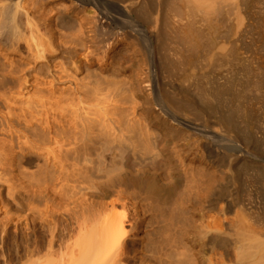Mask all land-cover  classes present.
Wrapping results in <instances>:
<instances>
[{
	"label": "rangeland",
	"instance_id": "rangeland-1",
	"mask_svg": "<svg viewBox=\"0 0 264 264\" xmlns=\"http://www.w3.org/2000/svg\"><path fill=\"white\" fill-rule=\"evenodd\" d=\"M145 1L146 0H143L144 3H141V6L144 9H152V6L154 7L152 9L154 12L151 11V13H153L152 17H148L149 19H146L147 16L142 14V11L144 10H141L143 9L141 6V12L140 10L139 12L135 10V13H132L131 16L137 23L136 25H139V27L142 28V31L145 30L148 32H145L144 34L140 32L143 35L134 34V36L130 35L131 37H120L118 39L119 42L116 39V47L108 56L109 59L107 66L100 69V63H94V65L85 69L80 74L79 79L80 77L82 79L80 80L81 87L83 88L84 86V93H89H86L87 99L85 100L90 101V96L91 99L96 100V97H92L91 92L93 90V93H97L99 90L97 87L100 88L101 86L102 90H104L103 88H106L107 91L110 89V91L106 93V90H104V93L107 95L111 93L109 100H115L113 104L118 102L122 107L120 111H117V116H122L123 119L126 120V126L131 124L132 128H134L132 138L136 142L137 151L140 153L137 156H140V159L141 156L142 158L143 156H145V158H147V156L153 158V156L157 153L156 141L159 135L158 131L153 130L151 132L152 136L150 138L147 137V129L144 125H142L145 115H143L144 113H142L141 110L138 112V115L134 120H129L132 117V107L135 104H138V107L142 110L143 108L150 107L154 115L161 117V113L155 108L157 104H160L158 103V100H155L158 99L156 97V90L158 88L160 94L165 100L169 101L172 99L171 101L176 104V108H174V110L179 113L180 117L184 118L182 115H186L195 125H207L206 127L212 128L214 131L216 130V132L220 131V133H227L230 138L237 141V146L235 148L231 147L229 142H225L224 144L226 146V150H221V148L216 144H212L211 142L209 143V146H212L211 149L213 150V153L219 160L224 159V161H226L228 159V155L234 154L236 162L232 170L225 169L224 173L217 172L214 168L216 166L211 163L206 150L200 146V141L189 138L191 135L189 131L182 127H177L171 122L170 128L171 130L173 129L174 132L173 142L174 153L176 154L175 161L181 166L180 169L187 172L190 186L176 195V201L173 203L172 207L167 210L163 209V206L160 205V203L156 201L153 196L146 193L148 191L145 192V190H147L145 185L147 182L145 181L143 182L144 188L142 186L144 190L141 188V191L131 185L128 186H131L129 189L127 186H114L115 188L113 187V189H111L114 192H112L111 199L112 197L114 198V201H112L113 203L116 201L114 205L115 207H113V205L108 206L105 211L106 216L109 212L110 215L116 216L117 220H125L124 224L126 231L131 232V230L135 227L136 229L134 232L130 233L129 236H127L126 240L128 243L126 245L112 246L114 247L113 251L111 249L113 253L112 255L114 260L118 256L120 261L122 260L121 264H243L244 260L241 257L246 251L248 245H240V242L237 240L238 236L242 233V231L244 233V230L249 224L251 225L252 234L255 239H260L258 241H261L264 237V0H242V3H244L240 4L242 7L240 5H236L233 0H229L228 3L224 4V7H226V5L227 7L223 12L227 13L228 10V13L230 12L229 15L226 13L224 15L227 17L229 16L230 19L229 21V17L226 20L224 19V25L223 22H221L223 26L222 29L220 27L221 25L218 27L219 33L221 31L223 34L220 33L222 37L218 39V44H214L216 49L212 52V54L210 52L207 53L206 50L205 52L204 50L202 51L203 55L200 54L202 52H199L198 55L200 54L201 57L188 51L185 52L186 54L189 53L191 55L189 56V54H187V56L184 53V57L187 56V59L193 57L195 62L198 61L197 63L191 65V67H188L187 64L183 63L186 58H182L181 56V58H179V56L176 55L177 51L175 52V49H181V42L179 41L178 36L176 37L178 33L171 34L172 31L175 32V29L173 30L171 27L175 28L178 23H174L175 25L172 24L174 25L170 27L172 31L169 29V26L174 21L173 19H175V13L172 11L176 5L174 0H170V2L172 1L171 3H175L174 6L173 4L170 6L171 3H166H169V0ZM147 2L152 6L148 7L149 4H147ZM121 3L122 2L120 0H102L101 5L105 10L108 9L107 11L110 14L118 17L119 20L123 19V21H125L123 16L122 18L117 15L118 13L115 8V6L120 5ZM131 4V1L122 3L124 6H131ZM167 7H171L169 8V11L172 13L167 12L169 16L166 12V15L163 14V11L166 9V11H168ZM170 15H173V18L168 20V18H171ZM153 16L155 18H153ZM164 16L168 17L164 18ZM157 18L159 20L157 25H160L156 29V22L154 21V23H152V20H156ZM165 19L166 21L168 20L167 22H170V24H167V27H163L166 26L163 24L166 22ZM115 26L116 25H114V27ZM118 26L122 27V24H117L116 27L119 29L120 27ZM177 26L176 30H178ZM140 28H137V30L140 31ZM159 28H161V31ZM162 28H168L167 30L170 33H167V30H162ZM208 28L209 32H207V34L210 36H207V42L211 36L214 38V34L211 33L212 29L210 25ZM165 33L168 34L169 37ZM220 34H218V37H220ZM149 35L152 36V43L157 48L155 49L153 56H150V53L144 47V42L147 39L144 37ZM163 37L165 40H163ZM212 38L210 40L214 41L215 38L213 40ZM164 43H167V45L165 44L167 46L166 50ZM161 44L165 46V48ZM141 46L143 48H141ZM168 47H170V49ZM8 57L11 58V62L14 60L13 62H15V66L13 68L8 67L9 65L6 61L4 59H0V93L4 92L2 94L6 93L12 97L14 95L15 101H18L16 103L20 111L21 108H27L30 106L27 100L28 97H35L39 94V96H46V99L48 100L50 99L49 96H51L52 100H48L44 109L46 111H44L43 114L40 112V108H37L38 106L35 107L36 104L32 103L33 105L31 106V109L35 108L33 109L35 115H39L40 113L43 115L42 117L44 119L42 121L45 124H50L49 126L51 129H45V125V127H43V125L40 126L38 123H35V121L32 125L33 127L28 125L25 126L24 122L16 121V129L21 133L23 132L22 134L26 132L25 134L27 137L29 136L31 141L34 140L33 147L31 149L34 150L36 146L34 151H37L34 152L29 149L27 152L26 150L24 153L25 157L22 152H19L16 137L14 138V145L16 148L13 151L0 143V146L2 147L0 148L2 149L0 152L10 158L6 161L7 165L0 166V184L3 186L6 183V185H4L5 187L3 186L0 188V190L3 191H0V264H47L48 260H51L50 258H54V253L56 263L63 264L65 263L63 260L67 263L70 260L69 257H71L70 251L72 245L70 243H73L75 240L74 238L71 239L69 237L70 235L73 236V234H75V237L77 236L76 234L79 230L76 229V222L77 219H82L81 217L83 213L78 209L73 211L70 209V212H65L59 207L62 208V205L65 207L64 205L69 202L71 199L70 196L75 194L76 190L83 187V189L86 190L89 187H92V183L97 180V175L96 171L93 169L94 166L89 168L91 169V172L90 170L88 171V168L83 166H79L78 168L74 167L75 171H77L76 169L80 170V172H74L73 166H69L68 172H70V180L69 183H65V186V184L59 183L60 181L57 176L58 169L51 164H46V158L43 157L48 155V151L54 149L55 145L53 137L56 136V134L61 135V132L68 133H66L67 136L65 133V135L62 134V137L64 135L66 140H70L71 138L73 141L80 142L78 144L82 143L85 145L86 143L85 148L87 150L80 153V155L83 156L77 155L79 158H84L85 154V156H87L91 153L94 157L93 151L96 152V149L98 150L101 145L106 144L110 138L106 130L101 125H95L93 129L94 133L92 132L93 134L85 133V136L89 135V137L86 136L87 138L83 135L84 132L81 134L79 133V136L83 135L80 136V138L76 133L75 136L74 131L76 130L73 128L71 122H69L71 117L68 115H66L67 117L62 116V112H59V102L63 103L60 100L62 97L60 94L62 93L61 85L56 86L57 91L54 89L55 94H53L50 86L43 81L39 83L40 86L35 83L33 76L41 67L42 70H40V72L42 73L43 78L46 77L47 73L46 68L44 67L45 64H38L36 68L37 70H34L30 67L34 64L30 65L27 62L25 63V61L23 62L21 56L12 55ZM26 64H29L30 66H27ZM131 64H133V67ZM43 67L45 70H43ZM24 68L25 71L27 69V72L23 71V76H26L27 78L30 77V87L26 89L27 93L25 91L20 92L21 89L19 90L20 86L16 80V78H18L21 74L20 72H22L20 70H24ZM31 70L33 72H31ZM23 76L20 75V77ZM20 77L18 79H20ZM93 88H97V91ZM88 89H92L91 92ZM69 91L72 92L71 90ZM69 91L64 94V97H67V95L69 97V94L70 96L73 95V93H69ZM20 93H22L21 95L23 96H21ZM96 93L95 95H97ZM115 95H119L117 99L114 98ZM18 96H20L21 99ZM68 97L67 99L71 100L70 98L73 96ZM2 100L4 99H0V116L7 111L5 110L7 109L6 102ZM67 102L69 103L71 101L67 100ZM18 103L20 104L18 105ZM68 103L66 106H68ZM21 104L22 106L20 107ZM65 104L66 101L61 106L66 107L63 106ZM53 105H55V107H53ZM178 105L182 106L185 110L183 112L178 111ZM20 111H18V113H20ZM45 113L46 117H44ZM47 117L48 119H46ZM63 117H66V120L68 118L69 119L63 122ZM1 121L2 118L0 119V122ZM56 128L58 129L56 130ZM63 129H65V131ZM105 134L108 135V138ZM69 135L71 137H68ZM92 135L95 138H98L96 139L98 142L93 140L95 138ZM96 135L99 137L102 136V139ZM74 136L75 138L77 137L76 140H74ZM85 138L87 140L90 138L89 140H91V142L95 141L96 144L94 142L93 145H95L93 146L89 140H86V142L83 143ZM73 141H67L68 144L71 142L70 147L67 148L68 151H73L74 148L72 147L74 146L71 147V145H74L72 143ZM34 142L37 143L35 144ZM68 144L67 146H69ZM95 147L97 148L94 149ZM242 148L247 152H242ZM88 149L90 150L88 151ZM3 151L5 153H3ZM74 155V153H71L70 156H68L69 159L71 158L69 161L70 165L73 164L71 163L72 161L74 162L79 159L76 155ZM13 156L14 159H11ZM40 156L42 157L40 158ZM74 157H76V159ZM136 158L139 159V157ZM12 160L15 161L13 162ZM11 161L13 162L12 165H10L12 163ZM8 162L11 163L8 164ZM137 162H139V160ZM136 165H138V163ZM50 167L53 168L51 169ZM70 167H72V169H70ZM137 168L138 166H136V169ZM149 168L152 169L149 171L153 173L152 175H154L150 176L155 177L157 174V179L161 180L162 184H165L164 186L168 187L174 185L173 174L168 168H162L157 172L154 168H152V166H149ZM53 171L56 173L54 174ZM75 173H78L79 176ZM50 175H52V177ZM88 182H91L92 185H89ZM198 183H200V187H198ZM122 187H125L126 189ZM9 189L14 192L8 191ZM34 189H36V191ZM60 189L64 191H61ZM41 190L45 193L44 195ZM80 191L83 190L80 189L79 192ZM9 192H11V194ZM214 192L218 197V201L211 204L209 203L210 198L208 197ZM58 193L60 195L57 196ZM65 193L69 198L65 196ZM38 195L41 198H39ZM8 196L10 199H8ZM62 196L65 199H62ZM41 199L43 200L40 201ZM61 199L63 201H61ZM66 200L68 202H66ZM108 200L110 199H105V202H103L106 204L108 202L109 205ZM64 201L66 203L62 204L61 202ZM112 202L110 200V205ZM12 204L13 206H11ZM228 204L233 207L231 210L227 209ZM15 209H18L17 212ZM222 209H224L225 212H221ZM54 210L55 212L58 211V213H55ZM201 210H203L204 214H206L205 221L203 222L205 226L203 228H201L202 225H200ZM220 213L226 214V218L228 219L227 222L229 223L232 221L236 226V232L235 230H228L225 232L223 239L225 238L226 240L224 239L225 242L223 243L225 244L222 243V245L210 242L209 238L218 234L210 231V228H207L210 216H219ZM11 215L12 217H10ZM79 216L81 217L79 218ZM6 223L7 225H5ZM131 223L136 224V226L134 225V227ZM54 224L55 226H53ZM43 226L45 228H43ZM73 230L75 232H73ZM238 232L239 234H237ZM201 237L204 239L202 240ZM70 240H73V242ZM236 240L239 245H234V243L232 244V242L236 243ZM50 241L52 242V245L53 243L55 245H53V250L55 252L51 250L53 253L47 250L49 249ZM65 241H70L69 246ZM109 251L110 250H108V253ZM62 254H64V256ZM110 254L108 255L112 256ZM47 257L50 258L48 259ZM55 258L52 261H54ZM110 260H112V258H110Z\"/></svg>",
	"mask_w": 264,
	"mask_h": 264
},
{
	"label": "bare ground",
	"instance_id": "bare-ground-1",
	"mask_svg": "<svg viewBox=\"0 0 264 264\" xmlns=\"http://www.w3.org/2000/svg\"><path fill=\"white\" fill-rule=\"evenodd\" d=\"M120 1L122 3H125L127 1H131V3H132L131 6H124V5H122V3L120 5L115 6L117 13H118L117 15L120 17L123 16L125 18V21H123V19L122 20L120 19L121 20L120 21L118 19V17L110 14L107 11L108 9L105 10L103 8V6L101 5L102 0H0V59H4L6 61V63L9 65L8 67H12V68L15 66V62H13L14 60L11 62V60H10L11 58L8 57V56H12V55L21 56L22 57L21 59H23V62L25 61V63L27 62L30 65L34 64L33 66L26 64L27 66L32 67V69H34V70L37 68L38 64H45L44 67L46 68L47 75L44 71L43 72L45 73L46 77L43 78L42 73L40 72V70H42V67H41L38 72L35 71L36 74L33 76V78L35 79V83H36V85H39V83L41 81H43L44 83H46L47 85L50 86L51 90L53 91L52 92L53 94H55L54 89L57 88L56 86L61 85L62 93H60V94L62 97L60 98V100L63 103L59 102L60 106L58 104V106L60 107L59 112H62V114H61L62 116L68 115L69 117H71L70 119L69 118L68 119H69V122H71L73 128H75V130H76V131H74V134L76 133L77 136H79V133L81 134L84 132L83 135L85 136V133L91 134L93 132L95 125H101L106 130V132L108 133L109 138H110L108 140L109 142L107 141L106 144L101 145L100 148H98V150L96 149L97 147H95L94 149H96V152H94L92 149V151L94 153V157L92 156L93 154L91 153L92 155L89 154L87 156H85L86 155L85 154L84 158L82 157L83 158L82 159V158H79V156H83V155H80V153L87 150L85 148L86 147L85 142L87 140L86 138L89 137V135L88 136L86 135L87 137L85 136L86 138H85V141L83 142V143H85V145H83L82 143L78 144L80 142L71 140V138H70V140H68V139L66 140L64 135L67 132L66 133L61 132L62 134L65 133L63 135V137H62V134L61 135L56 134V136L53 137L54 145H55L54 149L48 151V153H47L48 155L46 154L47 156L43 157V158H46L45 161H47V163L46 162H44V163L51 164L55 168L58 169L59 174L57 173V176H58V180L60 181L59 183H63V184L69 183V180H70L69 179V173L70 172H68L69 166H73V168L74 167L78 168L79 166H83V167L88 168V171L90 170V172H91V169H89V168L90 167L92 168V166H94L93 169L96 171V175H97V180H95L92 183L93 185L91 184V182L90 183L88 182V184L92 185V187H89L86 190L83 189L84 187L80 188L81 190H83L80 192H79L80 189L76 190L74 188L76 190V192H75V194L70 196L71 199L69 200V202L67 200H66V202H68V203H66L65 201L61 202L62 204L66 203L64 205L65 207H63V205H62V208L59 207L60 209H63L65 212H68V211L70 212V209H72V211L75 209H78L79 211L81 210V212L83 213V214L81 213L82 217L79 216V218L81 217L82 219L76 218L77 219V222H76L77 228L76 229L79 230V232L77 230L78 233L76 232L77 236L75 237V234H73V236L70 235V237H69L71 239L74 238L75 239V240L73 239L74 242H73V240L72 241L70 240L73 243H70V241L69 242L65 241L68 243V246H69V243L72 246H71V251H70L71 257H69L70 260H69V262L66 263V261H64L63 260L64 258L62 257L63 259L62 258L61 259L63 260V262H65L63 264H121L122 260L120 261L118 256L114 260V257L112 255L113 254L112 251H113L114 247H112V246L113 245L114 246L115 245H126L128 243L126 240L127 236H129L130 233L135 231L136 224H133L134 222L131 223L133 226L135 225L134 226L135 228H133V226H132L133 230H131V232L126 231L125 224H124L125 220L124 221H123V219L117 220V217L114 215H110L109 212L107 213V216H106L105 211L108 208V206L113 205V207H115L114 205H115L116 201L113 203L112 201H114L113 200L114 198L112 197V199H111L112 192H113L111 189H113L114 186L116 187V185H120V186H127L128 187L129 185H131L134 188L136 187L137 189H140L139 191H141V188L143 186V182L145 181V182H147L145 184L146 189H147V190H145V192L148 191L146 193H149L151 196H153V198H155L156 201H158L160 203V205L163 206V209H165V210L170 209L172 207L173 203L176 201V197H177L176 195L179 192L187 189L190 186V181H189V177H188L187 172L185 170L180 169L181 166L175 161L176 160L175 159L176 154L174 153V142H173L174 141V132H173V129L171 130V128H170L171 122L175 126L182 127L184 129H186L187 131H189L191 133L189 138L197 139V141H200L199 142L200 146L206 150L207 155H208L209 159L211 160V163L216 166L214 168L216 169L217 172L224 173L225 169L232 170L233 167L235 166V162H236V158H235L234 154L228 155L227 156L228 159L226 161H224V159L219 160L217 158V156L213 153V150L211 149L212 146L210 147L209 143L211 142L212 144H216L217 146H219L221 148V150H226V146L224 144L225 142H229L230 146L235 148L237 146V141H234L233 138H230V136L227 133H225V134L220 133V131L216 132V130L214 131L212 128L206 127L207 125L203 126L201 123L200 124L202 126L195 125L191 119H188L189 117H187L186 115H182V116H184V118L180 117L179 113H177L174 110V108H176V104L173 101H171L172 99L169 101L165 100L162 97V95L160 94L158 88L156 90V97L158 99H155V100H158V103H160V104H157L155 106V108L161 113L160 114L161 117L154 115V113L150 107L143 108V110H142L138 107V104H135L132 107V117L129 120V121L134 120L137 117L138 112L141 110L142 113H144L143 115H145L143 118L144 122L142 123V125H144V127L147 129V131H146L147 137L150 138L152 136L151 132L153 130H157L159 133L157 141H156L157 142V153L155 155L153 154L154 156L150 155V156H153V158H150L149 156H147V158H145V156H143V158H142V156H141L142 160L140 159V156H137L140 153H139V151H137L138 149H137V146L135 144L136 142L132 138L133 137L132 133L134 132V128H132L131 124L126 126L125 125L126 120H124L122 116H117L118 115L117 111L118 110L120 111V109L122 107L118 102L113 104V102H115V100H109L111 93H109V95L105 94L106 92H109L110 89L107 91L106 88H103L104 90H106L104 93V90H102L101 86H100V88L99 87H97V88L99 90L101 89L102 91L101 90L97 91V88H93L94 90L97 91V93L95 92L97 95H95V93H93L92 89H91L92 92L90 89H88L92 93V97L93 98L96 97V100L91 99V96H90V101L85 100V99H87L86 93L87 94H89V93L88 92L84 93V89H83L84 86L82 85L83 88L81 87L80 80H82V79H81V77L79 79L80 74L85 69H88L89 67L94 65V63H100V65H101V67L99 66L100 69L107 66L108 65L107 62L109 59L108 56L116 47V45H115L116 39L118 40L120 37H126V36H130V35L134 36V34H138V35L142 34V33L144 34L146 32L145 30L142 31V28H140L139 25H136L137 23L133 20V18L131 16L132 13H135V10L139 12V10L141 9L140 6H141V3L143 2V0H120ZM159 1H162V0H159ZM228 1L229 0H174L176 5L172 11H174V13H175L174 18L176 20L173 19L175 22L173 21V23H171V25L169 26V29L170 30H171V28L173 30L175 29L174 30L175 32H173L171 30L172 31L171 34H173V33L177 34L178 33V35H176V37L178 36L179 41L181 42L180 43L181 49H179V50L175 49V52L177 51L176 55H178L179 58H181V57L183 58L184 57L183 54L187 51L193 53L194 55L197 54V56H200V57H201V55H203V52H202L203 50H204V52L206 50L207 53L210 52L212 54V52L216 49L215 45L218 44L217 43L218 39H220L222 37L221 34H223V33H221V31H220L221 34L219 33L218 27H219V25H221L220 27L222 29L223 26H222L221 22H223V25H224L225 24L224 19L226 20L229 17V16L227 17L226 15H224L226 12L225 13L223 12L227 7V5H226V7H224V4L228 3ZM171 2L169 0V3L168 2H166V3L170 4ZM233 2H235L236 5H240L243 1L242 0H233ZM147 4H149L148 7L152 6L148 2H147ZM172 4L173 3H171L170 6ZM174 4H173V6H174ZM242 4H244V3H242ZM240 6L242 7V5H240ZM153 8L154 7L152 6V9ZM169 8H171V7H169ZM169 8H168V11H166L167 9L165 11L162 10L164 12V13L163 12L162 13L165 14V12H166V14L168 15L167 12H171V11H169L170 10ZM152 9L151 8L141 9V10H144V11H142V14L147 16L146 19H149L148 17H152V14H153V13H151ZM163 9H164V7H163ZM141 10H140V12H141ZM228 11L226 13L227 15H229V13H230V12L228 13ZM152 12H154V11H152ZM168 16H166V17H168ZM172 16H171V18H168V20L172 19L173 18ZM166 17L164 16V18H166ZM153 18H155V17L153 16ZM229 19H230V17L228 18V21H229ZM152 21H153L152 23H154V21L156 22V29H157L158 26L160 25V24L157 25L159 22L158 18L156 20H152ZM165 21H166V19H165ZM163 22H164V20H163ZM166 22L163 23L166 25L163 27H167L168 23L170 24V22H167V23ZM118 23L122 24V27L118 26V27H120L119 29L116 27ZM174 23L175 24L178 23L177 24L178 26L176 25L178 30H176V26H175V28L171 27V26L175 25ZM172 24H174V25H172ZM114 25H116L115 26L116 28L114 27ZM209 25L213 31V32L211 31V33H213L214 35L211 33L210 34L213 35V37L215 38L214 39L211 36L210 39L212 38V40L214 39V41H211L209 39L208 42H210V43H208L206 41V38L209 35V34H207V32H209V30H208ZM137 28L138 29L140 28L141 30L139 31V30H137ZM159 29L161 31V28H159ZM167 29L162 28V30H165V31ZM140 32H142V33H140ZM166 32L168 33L169 31L167 30ZM162 34H160V35H162ZM218 34H220L219 35L220 37H218ZM166 35L168 36V34H166ZM141 36H136V37H141ZM159 37H161V36H159ZM164 37H163V40H165ZM144 38H147L144 42V47L150 53V56H153V53L155 52V49H157V48L152 43V41H153L152 36L149 35V36L144 37ZM118 42H119V40H118ZM168 43H169V41H168ZM157 44H158V42H157ZM165 44L167 45V43H164V45ZM165 46H163V47L165 48ZM141 48H143V47L141 46ZM168 48L170 49V47H168ZM166 49H167V46H166L165 50ZM199 52H202V53H200L201 55L200 54L198 55ZM187 54H189V53H187ZM190 55L191 54H189V56ZM186 57H184V58H186ZM184 60L185 61H183V59H182L183 63L187 64L188 67L189 66L191 67V65L198 62V61L195 62V59L193 57H191L190 59L186 58ZM132 63H134V62H132ZM131 65L133 67V64H131ZM131 65H129V66H131ZM44 67H43V70H45ZM29 69H31V68H29ZM20 71H22V72H20L21 73L20 75L23 76L22 73H23V71H25V68H24V70H20ZM29 71H28V74H29ZM25 72H27V69ZM31 72H33V71L31 70ZM26 74H24V75H26ZM20 75L18 76V78L20 77ZM18 78H16V80L19 83V86H20L19 90L21 89L20 92H23V91L26 92L27 91L26 89L30 87V77L27 78L26 76H23V77H20V79H18ZM89 88H92V87H89ZM69 90H71L72 92H70ZM117 90H114V91H117ZM56 91H57V89H56ZM67 91H69V93H73V95H71L73 97H71L70 94L68 93L69 97H71L70 98L71 100L67 99L68 95H67V97L66 96L64 97V94L67 93ZM2 93H4V92L0 93V99H4L2 101L6 102L7 107L6 106L5 107L7 109H5V110H7V111H6V113L4 112V114H2L0 116L2 118V121L0 122V143L3 146L5 145L7 148H9L13 151L16 148V146L14 145L15 144L14 138L16 137V140H17L16 143L18 142L17 147L19 149V152H22V154L24 156V153L26 152V150L28 152V150L33 147V141L34 140L31 141L29 136L27 137V135L25 134L26 132L24 133L26 136L24 134H22L23 132L22 133L19 132L16 129L17 127H16L15 123H16V121L17 122H24L25 126L28 125L30 127H33L32 125L35 121V123H38L40 126L43 125V127L46 126L45 129L47 128L48 130H50L51 129V127L49 126L50 124H48V123L45 124L42 121L44 119L42 117L43 116L42 114L44 111H46L44 109H45L46 104L48 103V100L51 99V96H49L50 99H48V100L46 99L47 98L46 96H44V95L39 96V94L38 95L35 94L38 97H36V96L35 97H28L27 100H28V103L30 104V106H28V107L26 106L27 108H21V111H20L18 109L19 107L17 106V103H16L18 101H15L14 95L12 97L6 93L5 94H2ZM42 93H43V91H42ZM120 93H118V94H120ZM11 94H12V92H11ZM21 94L22 93H20V95ZM93 95H95V96H93ZM116 95L114 96V98L117 99V97L119 95L118 96H116ZM21 96H23V95H21ZM18 97H20V96H18ZM20 99H21V97H20ZM53 99H55V98H53ZM57 99H58V97H57ZM67 100L71 101V102L68 103ZM92 100H94V101H92ZM65 101H66V104L63 106H66L67 103H68V106L62 107L61 105L64 104ZM21 102H23V101H21ZM49 102H51V101H49ZM32 103L36 104L35 107L38 106L37 108H40V112L42 114L40 113L39 115H35V112L33 110L35 108L31 109L32 108L31 106L33 105ZM19 104L20 103H18V105ZM21 106H22V104L20 105V107ZM53 107H55V105H53ZM57 110H58V108H57ZM177 110L183 112L185 109L182 106H179L177 108ZM18 111H20V113H18ZM62 116H61V118H62ZM44 117H46V113H45ZM66 117L65 118L63 117L64 118L63 119L64 121L62 120L63 122H65ZM46 119H48V117ZM58 120H60V119H58ZM62 121H60V122H62ZM46 122H48V121H46ZM53 126H54V124H53ZM62 126H64V125H62ZM73 128H72V130H73ZM54 129H55V127H54ZM57 129L58 128H56V130ZM34 130H35V128H34ZM63 130L65 131V129H63ZM66 130H68V129H66ZM72 130H71V132H72ZM67 134H66V136H67ZM76 134H75V136H76ZM83 135H80V136H83ZM108 135L105 134V136L107 138H108ZM75 136L73 138H75ZM80 136H79V138H80ZM94 136H95V134H94ZM68 137H71V136L69 135ZM90 137H91V135H90ZM97 137H99V136H97ZM101 137H99V138L102 139ZM76 138L74 140H76ZM96 139H98V138H95L93 140L96 141ZM36 141H37V139H36ZM67 141H73L72 143L74 145H71V147L74 146V147H72V148H74L73 151L67 150V148H69L70 144H71V142L68 144ZM89 142L92 143V145L94 143V142H91V140H89ZM96 142H98V140ZM96 142H95V144H96ZM66 143L69 146H67ZM226 145H228V144H226ZM93 146H91V147H93ZM0 148H2V147L0 146ZM72 148H70V149H72ZM239 148H241V147H239ZM35 149H36V146H35ZM90 149H88V151ZM0 150L2 151V149H0ZM34 150L31 149V151H34ZM41 150H43V149H41ZM47 150H49V149H47ZM216 150H218V149H216ZM241 150H242V152H245V153L247 152L243 148ZM36 151H34V152H36ZM92 151H90V152H92ZM137 152H138V154H137ZM3 153H5V152L3 151ZM42 153L45 154L44 152H42ZM69 153L70 154L74 153L76 155V157H77V155H79L77 157V158H79L77 161L73 162L71 160L72 161L71 163H73L72 165H70V162H69L71 159V158L70 159L68 158V156H70ZM13 154H14V152H13ZM38 155H40V154H38ZM41 157L42 156H40V158ZM71 157H72V155H71ZM76 157H74V158L76 159ZM136 157H139V159H137ZM8 158H9L8 156L3 155L2 152H0V166L7 165L6 161H8L10 159V158L9 159ZM11 159H14V156ZM75 159H73V160H75ZM143 159H144V161H143ZM138 160H139V162H141V161H143V162L139 163V162H137ZM12 161L14 162L15 160H12ZM11 162H8V164H10ZM13 162L10 165H12ZM20 163H22V162H20ZM137 163H138V165H136ZM136 166H138L137 169H136ZM149 166L150 167L152 166V168H154L156 170V172L161 170L162 168H168L170 170V172L173 174L174 185L168 186V187L164 186L165 184L164 183L162 184L161 180L157 179V177H158L157 174H156L157 177L156 176L151 177L150 175H152L153 173H151L149 171L151 169V168H149ZM75 168L73 169L74 172H80V170H78V169H76L77 171H75ZM70 169H72V167H70ZM54 171H53V173H54ZM74 172H73V174H74ZM92 172H93V170H92ZM82 173H83V171H82ZM154 174H155V172H154ZM50 176L52 177V175H50ZM78 176H79V174H78ZM152 176H154V175H152ZM55 177H56V175H55ZM73 177H77V176H73ZM53 180H55V179H53ZM78 182H79V180H78ZM78 182H76V183H78ZM4 185H6V183ZM3 186L1 185L0 188H2ZM31 186H32V184H31ZM41 186H43V185H41ZM65 186H66V184H65ZM6 187H8V186H6ZM130 187H128V189ZM198 187H200V183H198ZM78 188H79V186H78ZM122 188H125V187H122ZM143 188H144V186H143ZM63 189H64V187H63ZM32 190H33V188H32ZM34 190L36 191V189H34ZM8 191H13V190L9 189ZM43 191H44V189H43ZM61 191H64V190H61ZM72 191H73V189H72ZM121 191H120V194H121ZM1 192H3V191H1ZM38 192H40V191H38ZM41 192H42V190H41ZM6 193H8V192H6ZM9 193L11 194V192H9ZM66 193H65V196L68 197V195H66ZM39 194H41V193H39ZM44 194L45 193H43V195ZM70 194H71V192H70ZM58 195H60V194L58 193L57 196ZM9 196H8V199H10ZM12 197H13V195H12ZM38 197H39V195H38ZM52 197H54V196H52ZM67 197H66V199H67ZM13 198H12V200H13ZM39 198H41V197H39ZM48 198H50V197H48ZM208 198H210L209 203H211V204L218 201V197H217V195H215V192L211 193ZM62 199H65V198L62 196ZM62 199H61V201H63ZM105 199H110L112 202L111 205H110V200H108L109 205H108V202H107V204L104 203ZM23 200H25V199H23ZM42 200L43 199H41L40 201H42ZM52 200H53V198H52ZM13 202H14V200H13ZM19 203H20V201H19ZM61 203H60V205H61ZM13 204L11 206H13ZM56 205H58V204H56ZM232 208L233 207L230 206V204H228L227 209L231 210ZM112 209H114V208H112ZM112 209H109V210H112ZM7 210H9V209H7ZM7 210H5V211H7ZM17 210H16V212H17ZM241 210H242V208H241ZM54 212H55V210H54ZM221 212H225V210L222 209ZM230 212H232V211H230ZM8 213H9V211H8ZM55 213H58V211ZM5 214H6V212H5ZM12 215L10 217H12ZM8 217H9V215H8ZM205 217H206V214H204L203 210H201V212H200V219H201L200 225H202V227L200 226L201 228H203L205 226L203 223L205 221ZM227 221H228V219L226 218V214H224V213L223 214L220 213L219 216H210V221H208L207 228H210L209 229L210 231L216 232L218 234V235H215V236H212L209 238L211 243L214 242L216 244L222 245V243L225 242L224 241L225 238L223 239V235L225 234L226 231H228V230L234 231L235 230V232H236V226L234 225V223L232 221L228 223ZM5 225H7V223ZM53 226H55V224ZM57 227H58V225H57ZM43 228H45V227L43 226ZM49 229H50V227H49ZM73 232H75V231L73 230ZM242 233H243V231H242ZM242 233L239 236L237 235L238 236L237 240H238V242H240L239 243L240 245H244V246L248 245V247L246 248V251L245 252L243 251L244 254L242 253L243 256L241 258H243V260H244L243 264L244 263L245 264H264V242H263L264 237L262 238L261 241H258L260 239H255L253 237V234H252L251 225H249V224L247 225L246 229L244 230V233L243 234ZM237 234H239V232ZM201 239L203 240L204 238L201 237ZM237 240H236V243L232 242V244L234 243V245H237L238 244ZM223 244H225V243H223ZM53 245H54V243H53ZM53 245H52V242L50 241L49 249H47V250H49V252H51V250L54 249ZM200 245H203V244H200ZM242 248H244V247H242ZM111 249H112V251H111ZM108 250L111 251V254H110V251L108 253ZM51 253H53V252H51ZM107 253L112 255V256H109ZM64 254H62V255L64 256ZM66 254H67V252H66ZM66 254H65V256H66ZM53 255L55 258V253ZM53 255H50V256H53ZM58 257H57V259H58ZM54 258H50L51 260L47 259L48 260L47 264H62V263H56V258L54 261H52ZM110 258H112L113 261L110 260ZM107 259L110 260L111 262L108 261ZM59 262H60V260H59Z\"/></svg>",
	"mask_w": 264,
	"mask_h": 264
}]
</instances>
